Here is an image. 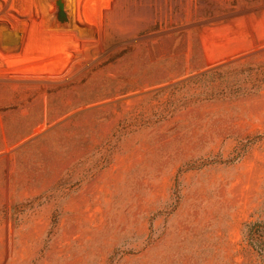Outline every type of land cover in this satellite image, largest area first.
Returning <instances> with one entry per match:
<instances>
[{"label":"rangeland","instance_id":"374dc122","mask_svg":"<svg viewBox=\"0 0 264 264\" xmlns=\"http://www.w3.org/2000/svg\"><path fill=\"white\" fill-rule=\"evenodd\" d=\"M264 0H0V264H264Z\"/></svg>","mask_w":264,"mask_h":264},{"label":"trees","instance_id":"16d2710c","mask_svg":"<svg viewBox=\"0 0 264 264\" xmlns=\"http://www.w3.org/2000/svg\"><path fill=\"white\" fill-rule=\"evenodd\" d=\"M246 238L249 245L264 257V225L262 223L249 225Z\"/></svg>","mask_w":264,"mask_h":264}]
</instances>
